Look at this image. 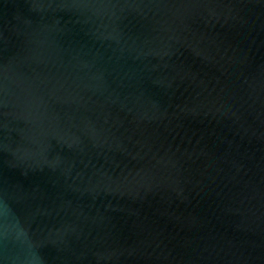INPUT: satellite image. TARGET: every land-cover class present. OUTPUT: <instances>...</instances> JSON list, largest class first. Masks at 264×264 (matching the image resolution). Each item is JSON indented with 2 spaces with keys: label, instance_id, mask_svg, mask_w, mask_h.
<instances>
[{
  "label": "water",
  "instance_id": "95a60500",
  "mask_svg": "<svg viewBox=\"0 0 264 264\" xmlns=\"http://www.w3.org/2000/svg\"><path fill=\"white\" fill-rule=\"evenodd\" d=\"M0 264H264V0H0Z\"/></svg>",
  "mask_w": 264,
  "mask_h": 264
}]
</instances>
